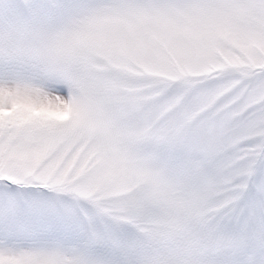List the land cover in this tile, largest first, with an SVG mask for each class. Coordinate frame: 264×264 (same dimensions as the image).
Masks as SVG:
<instances>
[{
	"label": "snow or ice",
	"instance_id": "6c2138e0",
	"mask_svg": "<svg viewBox=\"0 0 264 264\" xmlns=\"http://www.w3.org/2000/svg\"><path fill=\"white\" fill-rule=\"evenodd\" d=\"M0 264H264V0H0Z\"/></svg>",
	"mask_w": 264,
	"mask_h": 264
}]
</instances>
